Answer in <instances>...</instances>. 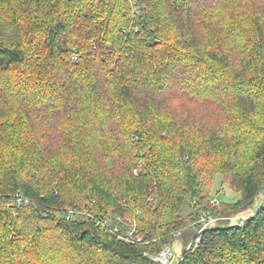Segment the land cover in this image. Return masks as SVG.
<instances>
[{
	"label": "trees",
	"instance_id": "16d2710c",
	"mask_svg": "<svg viewBox=\"0 0 264 264\" xmlns=\"http://www.w3.org/2000/svg\"><path fill=\"white\" fill-rule=\"evenodd\" d=\"M245 1L0 0V264H151L260 194L178 264H264V0ZM218 175L236 202L212 203Z\"/></svg>",
	"mask_w": 264,
	"mask_h": 264
},
{
	"label": "rangeland",
	"instance_id": "374dc122",
	"mask_svg": "<svg viewBox=\"0 0 264 264\" xmlns=\"http://www.w3.org/2000/svg\"><path fill=\"white\" fill-rule=\"evenodd\" d=\"M239 1H241L244 4H246L245 2H247L245 0H239ZM252 2L254 3V0ZM236 5H238V6H236ZM241 6L242 5L240 4V2L235 4V8L239 7L238 8L239 11H241L242 13L248 14V11H250V9L246 8V7H243V6L241 7ZM128 9L131 10V12L132 11H136L135 8H128ZM128 13H130V11H128L125 14L128 15ZM178 103L182 104V105L178 104V107L176 108V111L179 112V113H184V112H187V113L188 112L189 113L193 112L194 113V112L201 111L202 113H204L206 115V114H208L210 112L208 107H206L205 105H200L196 101L194 103H192V104L188 103V102H183V101H179ZM211 115L214 118L212 122H218L217 119H219V118L214 116L213 114H211ZM212 194L214 195L213 199L215 200L216 203H218V201L225 202V203H233V202H236L238 200V198H239V195L237 193L229 190L228 186L222 183V176L221 175H218L216 177V179H215V183H214V186H213ZM262 201H263V196L260 194L259 196H257L253 200V202L250 205H248L244 209H241V210H238V211H235V212L234 211L233 212H227V213L225 211H223V209H222V211H223L222 213H221V211L218 210L217 215L215 217H213V216L212 217L221 226L232 225V224L237 225L240 220H244L248 216L254 214V212H256V210L259 208V206L262 203ZM66 209H70V208L58 207V208H55V210H53V212L57 213L58 210H62L63 211V210H66ZM188 212H189V208L184 203L183 207L181 208L180 214L185 216ZM57 215L60 217V213L59 212H58ZM228 219H231V220L228 222ZM130 221H134V220H130ZM216 225H218V224H214V225H211L209 227L212 228V227H215ZM175 236H177V234H175ZM50 242H53V245L57 244V240H55L53 237H50ZM189 242H187L186 244H183V240L177 239L172 244V246H170L171 251H172V253L174 255V259H173L172 264H178V260L180 259V255H181L182 251L184 250V248L189 244ZM66 255H67L66 251L60 253L59 254L60 260L63 261L66 258Z\"/></svg>",
	"mask_w": 264,
	"mask_h": 264
},
{
	"label": "built area",
	"instance_id": "2783aa9c",
	"mask_svg": "<svg viewBox=\"0 0 264 264\" xmlns=\"http://www.w3.org/2000/svg\"><path fill=\"white\" fill-rule=\"evenodd\" d=\"M212 203L215 204L216 203L215 200H213ZM138 213L139 211L136 212V214ZM72 216H73V213L69 212L66 215V220L71 219ZM117 222L121 225H125V222L120 219H117ZM215 223H216L215 219L211 217L210 215L207 214V215L202 216L200 220L198 221L199 229L197 231V234H199V232L203 230L204 228L214 225ZM107 224L104 228L107 227ZM126 225H127V230H122L121 227H118V226H116L112 230L114 233L118 235L117 237L120 240H124V241L132 240L133 233H134V225H135L134 221L127 222ZM198 240H199L198 238L195 239L196 242H198ZM139 241H140V237H136L135 242H139ZM188 248L189 246H186V249ZM147 258L149 259L151 264H172L174 255L172 254L169 247H164L158 254L148 255Z\"/></svg>",
	"mask_w": 264,
	"mask_h": 264
},
{
	"label": "bare ground",
	"instance_id": "6f19581e",
	"mask_svg": "<svg viewBox=\"0 0 264 264\" xmlns=\"http://www.w3.org/2000/svg\"><path fill=\"white\" fill-rule=\"evenodd\" d=\"M196 235H197V233L195 234V236L192 238V240L189 242V244H188L187 246H190V245H191V243H192V241L195 239ZM166 247H169V248H170V246H166ZM170 250H171V248H170ZM171 252H172V251H171ZM172 254H173V253H172Z\"/></svg>",
	"mask_w": 264,
	"mask_h": 264
},
{
	"label": "water",
	"instance_id": "95a60500",
	"mask_svg": "<svg viewBox=\"0 0 264 264\" xmlns=\"http://www.w3.org/2000/svg\"><path fill=\"white\" fill-rule=\"evenodd\" d=\"M192 232H193V233H192L191 240H192V238H193L194 234H196V233H197V230H195V229H194V230H192Z\"/></svg>",
	"mask_w": 264,
	"mask_h": 264
}]
</instances>
